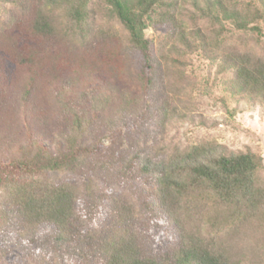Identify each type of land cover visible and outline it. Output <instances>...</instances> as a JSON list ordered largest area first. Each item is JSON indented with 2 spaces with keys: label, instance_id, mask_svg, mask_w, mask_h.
Wrapping results in <instances>:
<instances>
[{
  "label": "trees",
  "instance_id": "obj_1",
  "mask_svg": "<svg viewBox=\"0 0 264 264\" xmlns=\"http://www.w3.org/2000/svg\"><path fill=\"white\" fill-rule=\"evenodd\" d=\"M90 1L0 0V8L8 4L17 11L0 21V100L11 97L26 123L22 138H9L0 147V262L41 264V252L52 254L49 263L55 264H264L256 246L249 250L242 244L246 231L264 234V167L258 153L200 145L156 163V154L140 159L147 153L142 147L102 148L94 142L95 128L101 138L106 131L129 133V121L149 123L170 104L164 99L139 110L140 99L125 84L130 79L144 94L157 84L168 54L154 55L144 29L162 0H105L124 34L99 26L90 16ZM187 1L220 26V14L236 28L256 23L251 29L264 37L258 25L262 21L264 29V0H245V15L227 11L223 0H179L156 21L190 51L198 45L188 44V31L173 12ZM194 34L206 42L200 30ZM129 51L138 55L136 69ZM226 57L222 70L235 76L232 89L264 101V60L237 52ZM73 71L87 78L78 83L63 73ZM43 95L60 121L51 143L33 130L46 110L36 103ZM157 128L162 132V123ZM51 173L81 184L56 182ZM110 183L128 187L138 210L112 198ZM106 212L109 222L92 226ZM136 213L145 214L149 224L142 236ZM195 217L208 226L203 236L190 231ZM226 234L241 235L239 246L224 245Z\"/></svg>",
  "mask_w": 264,
  "mask_h": 264
},
{
  "label": "rangeland",
  "instance_id": "obj_2",
  "mask_svg": "<svg viewBox=\"0 0 264 264\" xmlns=\"http://www.w3.org/2000/svg\"><path fill=\"white\" fill-rule=\"evenodd\" d=\"M178 2L179 0H162V3L155 7V11L150 17V25L144 29V36L150 41L154 55L160 57L164 53L168 54L164 59V65L160 66V77L155 88L144 94L138 91L135 83L129 81L130 79H125V84L132 95L140 99L139 110L146 109L148 104L156 105L161 100L166 99L170 105H165L164 116H153L149 123L142 119L140 120L143 122H140L139 119L133 123L129 121V133L124 131V134L114 133L112 135L106 131L102 138L99 135L100 131L95 128L92 134L94 142L100 143L101 147L116 146L125 150H128L130 146L142 147L147 153L139 154L140 159L148 153L156 154L152 158V161L156 163H160V160L167 161L177 153L183 155L186 150L193 146L202 145L206 150L215 146L219 150L218 146H224L227 152H237L250 148L261 156L264 167V101L260 98L252 100L235 89L233 90L231 86L235 76L232 72L222 70L223 63H228V57L224 58V56L232 52L249 54L264 60V37L251 29L256 23H249L245 29L236 28L224 15L220 14L222 17L220 19L222 26H220L209 17L203 16L199 9L187 1L173 12L188 31L186 34L190 41L188 44L198 45L196 49L193 48L190 51L181 42H176L173 37H169V29L160 27L156 21L165 11H170L171 3ZM245 2V0H223L227 11L236 8L240 12L242 11L244 15L247 13L244 7ZM202 3V1H198L199 8L202 7ZM89 8L91 10L90 16L95 17L99 26L110 32L124 34L120 23L111 13L105 0H91ZM16 15L17 11L11 5L6 4L0 8V21L16 17ZM261 22L258 25L264 32ZM195 29L200 30L201 36H204L206 42L199 43L194 34ZM214 34L218 35L215 40H213ZM172 43L176 44V51L172 49ZM199 44L204 47L202 50L198 49ZM129 52L128 59L133 64L132 69H136L138 64L136 60H139L138 55L132 53L133 51ZM169 57L177 61L172 64L173 62L167 60ZM75 72L78 74L77 71ZM63 73L67 77L73 75L74 80L78 83L87 78L85 73H79L78 76L74 71L72 74ZM119 86L124 88L120 82ZM12 102L14 101L11 97L6 101L0 100V147L3 148L6 147V140L15 136L22 138L26 130L24 116L20 114L18 108H13ZM36 103L46 107V110L34 120L33 130L41 133L43 137L49 138L51 143L52 135L57 138L56 135L60 128L59 117L52 110L48 95H43L41 100ZM45 114L47 118L43 119ZM137 123L142 124L141 127ZM161 123L163 131L159 132L157 127ZM133 124L137 126V129ZM50 176L56 182L81 184L78 178L66 176L63 173H51ZM261 176L264 179V170L261 172ZM109 188L112 189V198L121 197L134 210H138L136 205L138 203L128 187L110 183ZM144 217L145 214L136 213L138 219L135 227L141 229V236L146 234L149 225ZM95 220L97 222L92 223V226H95L94 224L105 225L110 220L109 213H103ZM192 228L191 233L196 235L199 233L201 236L208 231V226L201 223L198 217L193 219ZM210 234L211 231L209 230V236ZM236 234H226L223 244L239 246L241 235L237 239ZM214 237L217 239L218 236ZM261 240L264 242V234H260L257 230L246 231L243 235L242 244H245L244 248L249 250H253L256 246L255 254L256 256L259 255L264 263V248H261V251L258 249ZM241 248L243 247L241 246ZM155 251L158 253L159 249ZM37 255L40 258L44 257L41 264H48L50 260L53 261V256L50 253L44 255L40 252ZM239 256H242L241 253ZM250 256L252 255L250 254ZM241 258L243 260L244 251ZM52 261L49 264H55ZM18 262L20 264H34L26 259L18 260ZM0 264H14V260L8 259L0 262Z\"/></svg>",
  "mask_w": 264,
  "mask_h": 264
}]
</instances>
